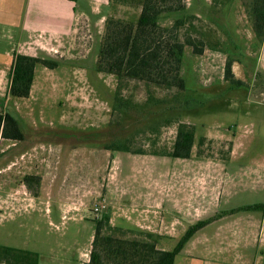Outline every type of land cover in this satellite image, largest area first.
<instances>
[{"label":"rangeland","instance_id":"1","mask_svg":"<svg viewBox=\"0 0 264 264\" xmlns=\"http://www.w3.org/2000/svg\"><path fill=\"white\" fill-rule=\"evenodd\" d=\"M183 3V12L164 15L160 24L169 28L182 20L181 40L203 41L204 52L196 55L192 47L185 48L182 76L186 83L183 98L187 104L184 110L180 107L182 117L178 121H173L166 110L158 114L161 118L151 123L144 118L146 112H142L154 108L151 98L160 102L166 99L158 108L167 107L174 91L128 81L120 90L140 112H134L126 118L130 120L117 125L121 117L113 113V108L119 84L114 76L96 72L99 51L107 19L136 22L141 9L131 0H114L116 9L107 14L110 17L101 23L91 21L87 26L82 25L80 42H76L75 47L69 49L68 46L63 50L65 53L45 57L58 63L56 69L36 67L29 99L11 97L6 101L3 98L5 111L19 121L25 140L0 139V151L12 144L27 148L38 144L57 145L61 139L73 145L92 144L93 149L106 150L109 141L122 135L130 141L132 150L141 149L146 156L166 160L169 158L163 154L171 151L178 125L183 123L194 127L196 133L191 159L227 160L240 136L239 146L245 155L242 163L260 167L264 162V87L257 85L261 83L257 75L264 73V40H258L254 33L252 0H184ZM229 61L241 86H234L225 79ZM44 129L53 134L35 133ZM41 150L45 147L29 154L44 153ZM0 153V165H3L5 154ZM115 154L125 158L140 157L131 153H126L128 156L122 152ZM27 161L26 168H33L30 172L35 173L37 164ZM111 170L115 171L112 160L109 178L113 175ZM98 182L102 193L108 183L107 173L105 180ZM34 187L33 191L37 192L36 185ZM49 203L52 205L50 215L42 206L21 213L22 217L7 216L0 221V245L37 252L43 264H75V259L86 249L87 257L83 259H90L92 249L89 246L95 225L88 216L91 218L93 214L86 215V219L79 214L77 217L68 215L63 221L61 214H56V199ZM124 232L119 236L131 240H141L147 235L133 230ZM174 244L169 245L170 250Z\"/></svg>","mask_w":264,"mask_h":264},{"label":"crops","instance_id":"2","mask_svg":"<svg viewBox=\"0 0 264 264\" xmlns=\"http://www.w3.org/2000/svg\"><path fill=\"white\" fill-rule=\"evenodd\" d=\"M114 8V0H0V102L11 98L8 89L16 54L46 59L65 53L80 42L82 25L103 22ZM39 132L35 133L53 134ZM239 138L227 160L125 158L115 154L120 152L63 139L48 146L7 145L0 151L5 154L0 165V221L42 206L50 215L49 200L56 199V214L63 221L68 215L85 218L92 213L88 219L94 229L96 220H105L113 227L145 232L161 250L171 251L169 245L174 242L175 248L197 223L264 205V162L260 167L242 163ZM43 147L44 153L29 154ZM26 158L37 164L35 173L26 168ZM110 160L115 171L109 178ZM106 173L108 183L100 193L98 181L105 180ZM95 206L105 208L96 214ZM94 235L95 231L90 249ZM86 250L75 264L90 261L83 259ZM175 264H264V210H241L212 221L192 236Z\"/></svg>","mask_w":264,"mask_h":264},{"label":"trees","instance_id":"3","mask_svg":"<svg viewBox=\"0 0 264 264\" xmlns=\"http://www.w3.org/2000/svg\"><path fill=\"white\" fill-rule=\"evenodd\" d=\"M121 2L130 0H119ZM184 0H131L140 7L141 13L136 22L115 18L107 19L105 33L99 51L96 72L114 76L119 84L115 96L113 113L121 118L117 122L123 123L134 112H140L126 99L120 90L124 82L135 81L146 86L166 91H174L173 99L165 103L150 99L153 107L144 109V117L151 123L161 118L159 113H171V118L178 121L182 117L184 105L187 102L183 95L186 92V83L182 76L183 58L186 46L192 47L196 55L204 52L203 41L187 38L182 41L180 28L184 24L177 20L172 27L160 24L164 15L183 12ZM253 28L255 36L261 42L264 40V0H252ZM38 65L54 70L59 65L56 61L16 54L10 73L8 95L15 99H28L31 95L35 80V70ZM262 76V77H261ZM225 79L234 86H241L242 82L235 79L232 73V63L229 61L225 69ZM260 84L264 87V73L257 75ZM262 79V80H261ZM181 107V109H180ZM145 120V121H146ZM168 122L170 120L167 119ZM145 124V122H143ZM0 139L23 142L25 133L19 121L6 112L4 102H0ZM196 133L194 127L180 123L177 128L176 139L169 153L163 156L174 159H190L195 145ZM130 141L125 136H118L109 141L105 149L110 152H124L135 155H145L141 150H132ZM203 144V141H201ZM27 180H30L27 179ZM241 210L263 211L264 205L244 207L222 213L208 222H200L192 226L171 251L161 250L157 240L147 234L144 239H125L119 234L124 230L111 226L108 221L96 220V229L87 264H175L176 257L183 250L186 243L200 229L225 215L234 214ZM108 231V232H107ZM39 255L34 252L0 246V264H39Z\"/></svg>","mask_w":264,"mask_h":264},{"label":"built area","instance_id":"4","mask_svg":"<svg viewBox=\"0 0 264 264\" xmlns=\"http://www.w3.org/2000/svg\"><path fill=\"white\" fill-rule=\"evenodd\" d=\"M105 207H99V206H95L94 208V212L97 214V213H100L102 211V209H104Z\"/></svg>","mask_w":264,"mask_h":264}]
</instances>
